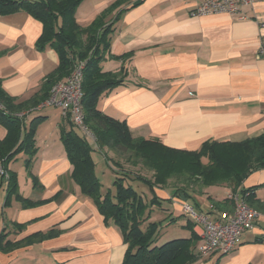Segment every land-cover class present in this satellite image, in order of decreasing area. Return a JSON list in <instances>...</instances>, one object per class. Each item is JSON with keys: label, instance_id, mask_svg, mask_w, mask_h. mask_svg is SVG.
I'll use <instances>...</instances> for the list:
<instances>
[{"label": "crops", "instance_id": "0c3cea01", "mask_svg": "<svg viewBox=\"0 0 264 264\" xmlns=\"http://www.w3.org/2000/svg\"><path fill=\"white\" fill-rule=\"evenodd\" d=\"M199 2L83 0L74 12L76 23L86 27L112 8L106 18L113 23L109 49L100 68L104 72L123 68L126 79L123 86L102 93L97 108L124 120L135 139H157L166 147L191 152L206 141L239 143L264 130V0L244 8V18L192 16ZM41 33V23L24 11L0 16V81L16 103L39 92L44 78L57 68L54 50L36 49ZM56 109L17 114L25 127L31 119L44 117L33 137L36 154L30 173L35 186L29 177L28 195L21 193L19 173L11 163L8 167L16 171L19 195L31 202L59 197L28 207L12 198L4 206L2 187L4 241L31 243L0 253V264H121L127 245L120 229L110 220L103 221L93 201L80 193L70 176L72 167L60 141L61 130L69 128L68 119L61 113L58 117ZM52 122L54 127L48 129ZM5 134L0 125V140ZM93 152L95 174L102 184L114 177V167L104 157L107 149ZM122 166L130 168L126 182L131 185L138 182L132 180L136 175L151 180L152 173L146 177L136 173L137 166L128 162ZM250 188L251 208L259 215L252 231L242 234L239 245L228 254L200 255V229L181 211L185 201L211 219L218 212H231L227 196L232 192L227 184L185 189L188 199L173 198L174 188L169 185L154 187L159 204L151 207L148 222L160 221L162 232L172 220L170 224L177 226L183 238L193 233L197 257L191 264H264V169L249 173L235 193L244 199L241 189ZM106 189L102 185L101 191ZM150 198L143 197L148 203Z\"/></svg>", "mask_w": 264, "mask_h": 264}, {"label": "trees", "instance_id": "16d2710c", "mask_svg": "<svg viewBox=\"0 0 264 264\" xmlns=\"http://www.w3.org/2000/svg\"><path fill=\"white\" fill-rule=\"evenodd\" d=\"M82 1L0 0V16L21 10L40 22L42 33L36 42V49H52L58 58L57 68L44 78L39 92L26 101L16 103L4 92L0 81V125L6 130L4 138L0 140V168L3 171L0 190L4 186V206L12 198L28 207L59 197L56 194L47 200L31 202L19 195L17 175L8 167L18 155L24 154L26 171L35 186L30 173L36 154L33 137L44 117L31 119L25 127L22 117L17 114L29 109L36 110L48 98L51 88L69 76L76 63L82 62L83 125L93 136L94 146L68 119L69 128L61 130L60 141L72 167V180L80 193L93 201L103 221L107 223L110 220L120 229L127 245L121 264H191L197 257L193 248L196 242L193 233L189 238H176L157 244L161 222H148L151 207L159 204L153 188L165 186L168 179L181 173L187 174L201 188L227 184L234 193L249 173L264 169V130L260 136L239 143L206 141L197 151L191 152L166 147L157 139L133 138L124 120H117L97 108L102 93L123 86L126 79L123 68L117 72H104L100 68V62L109 49L113 23L106 22V18L112 8L104 10L86 27H80L74 19V12ZM96 149L103 153L104 149L119 154L129 152L133 162L130 163L128 157L126 162L133 166L140 164L151 171V180L139 175L132 179L147 187L151 196L149 203L126 182L130 174L125 170L118 171L120 168L123 170V166L115 161H112L114 179L111 188L101 191L102 184L95 174V162L91 155ZM104 157L111 161L105 153ZM253 188L241 189L243 200L249 207H253L250 198ZM172 197L189 198L185 189L180 187L174 188ZM185 229L191 230L188 225ZM4 240L1 231L0 253L31 243V240L19 244Z\"/></svg>", "mask_w": 264, "mask_h": 264}, {"label": "built area", "instance_id": "2783aa9c", "mask_svg": "<svg viewBox=\"0 0 264 264\" xmlns=\"http://www.w3.org/2000/svg\"><path fill=\"white\" fill-rule=\"evenodd\" d=\"M259 0H200L192 10V16L227 15L229 17L244 18V8L251 7ZM82 68L78 62L69 76L56 83L50 90L48 98L35 109L56 107L61 110L62 116L67 117L72 124L83 134L88 130L83 125L82 98ZM227 199L232 202L231 212H218L211 219L207 214L198 212L191 204L183 201L181 211L198 227L200 245L198 252L205 256L211 253L228 254L240 243L242 234L251 232L254 228L258 213L243 200L237 193H230Z\"/></svg>", "mask_w": 264, "mask_h": 264}, {"label": "rangeland", "instance_id": "374dc122", "mask_svg": "<svg viewBox=\"0 0 264 264\" xmlns=\"http://www.w3.org/2000/svg\"><path fill=\"white\" fill-rule=\"evenodd\" d=\"M81 4V3H80ZM89 4L87 3L86 5H84L83 8H85L86 6H88ZM79 6V5H78ZM91 8H89L90 10ZM54 110V109H53ZM56 112V115L59 117V114L61 113V110L59 109H56L55 110ZM62 114V113H61ZM66 119H68L67 117H64ZM55 123H50L49 125H47V128L48 129H51L52 127H54ZM89 132V131H88ZM81 134H83L81 132ZM85 137L88 138L89 142L91 143L92 146H94L93 142H94V138L93 136L91 135V133L89 132L88 135H85L83 134ZM108 152L105 153V156L107 159H110L111 161H109L113 167V163L112 161H115V162H118L119 164L123 163L122 165H124V163H127L126 162V158L129 159V162H133L132 159H131V156H130V153L128 152H125L124 154H119V153H115L113 151H110L109 149H107ZM96 156H94V152H92V158L93 159H97L95 158ZM26 158V156L24 154H22L21 157L17 158L16 161L12 162L11 163V167L13 170H16L18 173H19V182H20V186H21V193L23 195H28L30 192H31V189L29 187V176L27 175V171H26V168H25V163H24V159ZM102 159V158H101ZM135 161V160H134ZM120 164V165H121ZM138 167L139 170L136 171V173H143L146 177H149L151 171L146 169V167H143V166H140L139 165H136ZM121 169V168H120ZM120 169H117L118 171L122 172L125 170V173H127L128 175L130 174L129 173V169L130 168H126L124 166V168L122 167L123 170H120ZM15 171V172H16ZM133 173L135 170H133ZM3 174V171L2 169L0 168V175ZM135 175V174H134ZM114 179V177L112 176H109V179H104L103 182H102V185H103V188L106 189V187H110L111 188V183L108 184V181L109 182H112ZM192 179H189L188 178V175L187 174H178V175H173L170 179L167 180V183L165 186L169 185L173 188H184V189H188V190H191V191H198L201 189V186L199 185V183L197 182H193L191 181ZM133 189L138 193V195L142 196V197H145V196H148L150 195L147 187L145 185H143L142 183H139V182H136L135 184L132 185ZM1 201V200H0ZM177 226H172L171 224L168 225L164 230H160V233H159V236L157 238V244H158V241H161L159 242V245L160 243H164L168 240H171V239H176V238H183V236H180L179 234V229H176ZM169 238V239H168ZM168 239V240H166Z\"/></svg>", "mask_w": 264, "mask_h": 264}]
</instances>
